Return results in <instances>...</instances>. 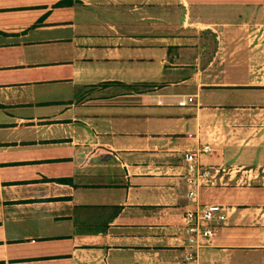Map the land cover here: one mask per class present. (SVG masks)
Masks as SVG:
<instances>
[{"label":"crops","instance_id":"1","mask_svg":"<svg viewBox=\"0 0 264 264\" xmlns=\"http://www.w3.org/2000/svg\"><path fill=\"white\" fill-rule=\"evenodd\" d=\"M205 143L199 262L264 264V0H0V264H193Z\"/></svg>","mask_w":264,"mask_h":264},{"label":"built area","instance_id":"2","mask_svg":"<svg viewBox=\"0 0 264 264\" xmlns=\"http://www.w3.org/2000/svg\"><path fill=\"white\" fill-rule=\"evenodd\" d=\"M193 96L178 101V105L185 106L192 103ZM212 151L209 143L196 148L187 150L183 159L187 168L186 182L191 186L187 192V197L192 200V207L185 210L182 220L185 225V245L183 259L193 264L199 262V252L202 247L208 244L215 235V228L218 224L227 219V206L223 203H201L198 197V189L201 186L215 184L217 169L203 168L199 162V155Z\"/></svg>","mask_w":264,"mask_h":264},{"label":"rangeland","instance_id":"3","mask_svg":"<svg viewBox=\"0 0 264 264\" xmlns=\"http://www.w3.org/2000/svg\"><path fill=\"white\" fill-rule=\"evenodd\" d=\"M263 174H264V173H263ZM217 183H218V182H216V181H215V184H214L213 186H216V185H218Z\"/></svg>","mask_w":264,"mask_h":264}]
</instances>
